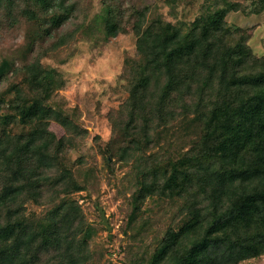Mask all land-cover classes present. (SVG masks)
<instances>
[{
    "label": "rangeland",
    "instance_id": "rangeland-1",
    "mask_svg": "<svg viewBox=\"0 0 264 264\" xmlns=\"http://www.w3.org/2000/svg\"><path fill=\"white\" fill-rule=\"evenodd\" d=\"M66 1L74 12L54 25L51 15L59 11V0H0V76L7 71L0 80V134L20 132L14 119L4 118L12 117L10 100L16 98L17 87L27 90L29 82L22 70L39 65L40 70L56 75L57 86L45 105L63 109L72 130L55 119L49 121L48 128L56 135L51 155L62 164L56 163V170L69 169L78 187L58 182L54 187L45 185L43 197L23 203L19 218L26 220L27 237H56L57 248L48 251L42 264H59L58 255L64 258L74 241L73 251L78 255L82 250V264H148L159 239L191 218L183 198L162 193L145 197L131 221L132 196L140 186L138 174L150 180L152 167L161 165L162 159L169 162L194 155L207 132L205 120L194 108L178 112L166 123L158 122L161 132L157 135L154 115L146 136L136 137L125 129L128 67L140 58L134 23L142 14L144 29L157 18L188 29L206 21L227 44L239 42L236 49L243 46L244 53L263 58L264 0ZM149 107L142 111L150 117ZM64 203L78 206L75 214L80 216L68 221L62 215L59 225L51 227L55 209ZM237 264H264V252Z\"/></svg>",
    "mask_w": 264,
    "mask_h": 264
},
{
    "label": "trees",
    "instance_id": "trees-1",
    "mask_svg": "<svg viewBox=\"0 0 264 264\" xmlns=\"http://www.w3.org/2000/svg\"><path fill=\"white\" fill-rule=\"evenodd\" d=\"M59 1V11L51 15L54 25L74 12L66 0ZM143 16L134 23L140 58L128 67L125 129L136 137L146 136L154 115L157 135L159 123L194 108L205 120L207 132L194 155L169 162L162 159L161 165L152 167L150 180L138 174L131 221L145 197L162 193L183 198L191 218L178 231L165 233L146 261L237 264L259 255L264 252V57L244 53L243 46L236 49L239 42L227 44L206 21L188 29L157 18L144 29ZM22 71L29 82L27 90L17 87L16 98L10 100L12 117L4 118L14 119L20 132L0 134V264L47 260L48 251L57 248V239L36 240L24 234L26 220L19 218L23 203L43 197L45 185L54 187L58 182L78 188L69 169L56 170L60 160L51 155L56 135L48 128L49 121L55 119L72 130L63 109L45 105L57 86L56 75L39 65ZM6 75L4 69L0 80ZM147 106L150 117L142 111ZM55 210L51 227L59 225L62 215L68 221L80 216L75 214L78 206L71 203ZM57 211L61 213L56 215ZM74 242L63 253L65 259L58 255L59 264H82V250L77 249V255ZM77 244L83 246L81 241Z\"/></svg>",
    "mask_w": 264,
    "mask_h": 264
},
{
    "label": "water",
    "instance_id": "water-1",
    "mask_svg": "<svg viewBox=\"0 0 264 264\" xmlns=\"http://www.w3.org/2000/svg\"><path fill=\"white\" fill-rule=\"evenodd\" d=\"M100 211H101V215H102V219H103L104 224L108 227L109 230H111V226L107 222V216H106L104 209L100 208Z\"/></svg>",
    "mask_w": 264,
    "mask_h": 264
}]
</instances>
